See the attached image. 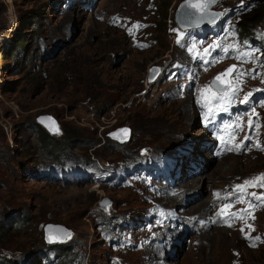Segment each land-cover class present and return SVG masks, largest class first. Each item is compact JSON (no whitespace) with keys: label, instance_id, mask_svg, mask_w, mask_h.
Wrapping results in <instances>:
<instances>
[{"label":"rangeland","instance_id":"1","mask_svg":"<svg viewBox=\"0 0 264 264\" xmlns=\"http://www.w3.org/2000/svg\"><path fill=\"white\" fill-rule=\"evenodd\" d=\"M181 1L87 0V7H81L68 5L67 0H0V255L15 264H55L56 248L51 245L58 242L44 239V225L52 222L72 231L60 241L70 246L71 264H148L146 230L134 228L136 214L150 197L141 195L148 190L144 178L129 177L147 171V157L161 153L167 160L170 146L185 148L182 140L202 136L198 104L215 92L211 77L229 62L239 64L230 88L239 90L241 99L264 87V50L251 44L253 38L264 40V11L251 23L253 35L245 41L229 25L252 8L233 15L232 8L242 0H219L212 8L223 11L222 19L228 22L216 24L214 34L198 37L194 29L183 31L175 22ZM217 43L231 46V54L211 59L202 68L193 64L191 56L211 58L210 46ZM154 66L166 71L156 83L148 79ZM176 66L190 67L194 76L175 75ZM188 80L191 87L186 89L183 82ZM183 104L187 114L194 112L199 118L198 125L194 118L185 123ZM45 113L60 124L61 132L54 137L60 139L57 145L65 143L58 149L65 181L40 175L44 168H57L34 123ZM252 114L244 123L252 121L251 128H259L262 139L264 103ZM122 125L131 128L130 140L124 143L108 136ZM263 142L262 148L255 141L248 150L234 147L182 183L201 174L204 180L196 188L203 185L193 191L200 199L207 186H244L237 204L244 207L242 219L248 211L249 219L245 224L237 218L213 226L204 239L189 234L182 254L167 257L172 264H264V191L253 190L254 183L264 184ZM231 163L235 166L223 173L213 171ZM107 165L117 166L108 168L112 171L108 180L96 182L86 176ZM193 197L194 193L186 195L183 201ZM192 206V202L185 206L188 212L189 207L196 210ZM227 207L231 209L230 204ZM220 209L224 211V206ZM24 215L26 220L16 224ZM248 226L250 237L241 231ZM131 242L137 250L125 246ZM42 251L54 256L52 263L40 257Z\"/></svg>","mask_w":264,"mask_h":264},{"label":"bare ground","instance_id":"2","mask_svg":"<svg viewBox=\"0 0 264 264\" xmlns=\"http://www.w3.org/2000/svg\"><path fill=\"white\" fill-rule=\"evenodd\" d=\"M176 53L182 56L181 52L177 51ZM2 63H3V59L0 56V65H2ZM157 78H158V76L155 77V79H157ZM183 106H184V111L182 110V112L186 116L185 117V123L190 118L195 119V113L192 112L191 114H187V112H185V105L183 104ZM195 122H197V125H198L199 124V118L196 117ZM201 131H202V133H201L202 136H200V137H196V138L191 137L192 138V139H190L191 141L189 140V138L182 140L183 143L188 142L189 144H192V143L193 144L191 145L190 148L186 149L188 151L184 150V152L182 154H180V158H182V161H181L182 165L185 162H187L189 158L195 157V155H196V159L195 158H192V159L198 161L197 164L199 165V172L201 170L204 171L206 168L210 167V166L209 167L205 166L207 163H209V162L212 163L213 160H216L218 158L219 159L223 158V156L222 157H215L211 153L207 154V157H204L203 159L201 158V156L205 152L204 150L209 149L207 146L208 145L207 142H203L204 146H200V144H199V142L202 141L203 138L207 137V135L204 133V131L203 130H201ZM172 148L173 147L170 146L169 149H167V150H170ZM229 155H232V154H229ZM234 156H236V155H234ZM258 156H262V154H259ZM170 163L175 164V160L172 156L170 159ZM234 166H235L234 163L233 164L231 163V165H228L225 168H223V165H218L216 170L214 168L213 171L223 173V172L227 171L229 168H232ZM213 171H212V174L214 175ZM172 175H174V173H172ZM247 175H250V174H247ZM187 176L188 175L186 172H183V170H179L177 172V174L175 175V182H174L175 185L172 189L166 188L163 183H156L159 186L158 187L156 184H154L150 180H144L143 181L144 184L147 186L148 190H145L141 195L143 197H145L146 199L148 197H150V198L147 199L148 204L145 205L144 210H142V211H140V213H138L139 220L136 222V228L135 229L139 228V229L146 230V233L144 235V239H145V242L150 243L147 247V252H146L148 254V258H147L148 264H172L170 259H167V258L164 259L162 256H163V253L167 251L166 250L167 249L166 248L167 242L169 243V240H172V238H174V236L178 237L180 235V233L185 232L184 229L178 230L177 223L185 226L184 221L187 219H191V221H194V223L199 222V220L204 221L200 225H198V223H197V225H198L197 230H195L194 232H192V233L186 232L181 236L180 243L176 246L177 250L175 251V254H178L180 252V255H181L182 252L184 251V249L187 248L185 246V244H186V238L189 234L192 236L196 235L197 238L202 236V238L204 239L206 236H208V235H204V234H206L207 231H209L208 230L209 228H211L213 226H218L217 224H214V223H208L205 220L208 219L210 217V215L214 214V211L217 212V210L220 209V205L224 206V211H234L235 210L234 206H231L230 207L231 209L228 210V208H229V207H227L228 204L227 203L226 204L221 203L219 200L220 194L223 192V190L228 188V187H231V188L235 187L234 184L224 185V186H213L211 188L210 187L208 188V186H207L206 194H205L206 196L204 195L200 199L198 193L196 195L195 192H197L199 190V188L202 187L203 184H200V186L198 188H196V186L198 185V181L202 180V179L204 180L203 176H201V174L199 176L198 175L195 176V177H198L197 180H195V181L191 180L190 182H186V184L184 186L182 183H184L185 181L190 179V177H187ZM261 184H257V183L255 184L254 183L253 184V190L255 188H258V190L264 191V187H260ZM194 189H195V192H193ZM192 193H194L195 197L188 199V201H186V200L183 201L184 196L190 195ZM146 196H148V197H146ZM153 199H155V200H153ZM163 199H165V201H162ZM152 200H153V204H152ZM194 200H196V201H194ZM191 202L193 203L192 208L196 207V210L192 211L191 208L189 207L190 212H188L187 208L185 206L186 205L189 206V204ZM156 211L159 212L158 218L155 216ZM166 214L171 219H174V224L168 223V222L163 220V218L165 217ZM248 215H249V211L245 213V215H244L245 218L242 219L241 217H239L240 221L238 223L245 224L249 219V218H247ZM234 220L235 219H231L232 222ZM229 224H230V220H229ZM237 224L235 225V228L238 227ZM192 228H194V227L192 226ZM192 228H189V229H192ZM243 231L247 233L248 237H250V232L252 230L249 226L246 229H244ZM96 232L100 235L99 229L97 227H96ZM193 241H195V239L191 240L190 244H192ZM209 242H210V240H209ZM203 243H204L203 241H202V243L200 242V244L204 245ZM128 248H130V247H128ZM135 250H137V248H135ZM214 251L215 250H213L212 253ZM149 252H151V254ZM167 256H169L168 253H167Z\"/></svg>","mask_w":264,"mask_h":264},{"label":"water","instance_id":"3","mask_svg":"<svg viewBox=\"0 0 264 264\" xmlns=\"http://www.w3.org/2000/svg\"><path fill=\"white\" fill-rule=\"evenodd\" d=\"M217 2L218 0H216L215 3L208 2V0H203V2H198V0H192V3L195 5L193 7L190 6L188 0H183L178 4L177 10L175 12V22L182 30L193 26H200L215 22L218 17L222 14V11L220 9L212 8ZM231 66L233 65L228 66L223 72H219L213 77V79L211 80V84L215 88L221 90L224 89L230 83L229 76L234 68H232L231 71L226 70L229 69ZM150 71L151 74L149 76V79H153L157 75L159 68L157 66H154L150 69ZM221 73H224V75H222L221 78L217 80L216 77ZM36 121L50 134L57 135L61 132L59 122L51 114H40L36 117ZM130 133V126L122 125L110 130L108 132V136L111 139L122 143L130 140ZM108 203V199L104 198L102 204L106 205ZM71 234L72 231L62 224H53L52 222H47L44 225V239L46 242L66 241Z\"/></svg>","mask_w":264,"mask_h":264},{"label":"trees","instance_id":"4","mask_svg":"<svg viewBox=\"0 0 264 264\" xmlns=\"http://www.w3.org/2000/svg\"><path fill=\"white\" fill-rule=\"evenodd\" d=\"M251 10L248 12H245L244 15L242 16L243 19L239 20L236 24V31L238 32V34L240 35L241 38H243L244 40H246L247 38H252V25L251 23L256 20L257 18H259L263 11H264V0H251ZM5 54V52H4ZM97 113H99V110L97 111ZM35 126H36V130L38 132V137L41 140V142L43 143V147L45 150L48 151V155L49 158L51 159V161L53 163H56L57 166L59 165H63L64 161H63V155H61V151H58L60 144L62 143L63 145L65 143L60 142L59 145L58 141L60 139H57L54 137V135L48 133L40 124H38L37 122H34ZM62 141V140H61ZM87 141V140H86ZM85 142V141H83ZM61 144V146H62ZM49 147H55V149L49 148ZM49 148V150H48ZM31 170H29L28 172H30ZM48 175H52V174H48ZM64 175V174H62ZM26 220V216H21L15 223L19 224L21 222H24ZM14 223V225H16ZM58 245V246H56ZM56 245H51L52 248H56V255L58 258V261L55 264H71L73 261L72 255L70 253V246L69 245H65V244H61V243H57ZM56 246V247H55ZM55 250V249H54ZM43 253V251H42ZM42 259H46L49 260L50 257L49 256H45V254L43 253L40 256ZM0 264H15V262L13 261V259L8 258L5 255H0ZM30 264V263H28Z\"/></svg>","mask_w":264,"mask_h":264},{"label":"snow or ice","instance_id":"5","mask_svg":"<svg viewBox=\"0 0 264 264\" xmlns=\"http://www.w3.org/2000/svg\"><path fill=\"white\" fill-rule=\"evenodd\" d=\"M188 2H189V4H190V6H193V7L195 6V5L192 3V0H188ZM198 2H203V0H198ZM208 2L215 3L216 0H208ZM242 3H243V0H242ZM210 47H218V45H216V46H210ZM205 51H207V50H205ZM234 67H235V65L231 66V67H230L229 69H227L226 71H231L232 68H234ZM222 75H224V73L219 74V75L216 77V79L219 80V79H220V76H222ZM241 75H242V73H241ZM238 91H239V90L234 89V90L232 91V95H233V96L236 95V93H237ZM251 96H252V93H250V92H249V93H246L245 96H244V98H243V100L241 101V103H248V102H249V99H250ZM221 99H223V97H221ZM229 99H231V98L229 97ZM49 119H50V118H49ZM248 123H249V127H251V126H252V121H249ZM121 131H127V130H121ZM244 139H245V140H248L249 137H248V136H245ZM238 147H239V146H238ZM262 177H264V174H262ZM245 185H249V182H248V181H245ZM260 186H261V187H264V184H261ZM238 188H239L241 191H243L244 186H238ZM252 195L255 196V193H253ZM232 215L235 216L236 214L233 213ZM241 218H242V217H241ZM229 226H231V225H229ZM241 231H243V229H241ZM256 239H260V238L257 237Z\"/></svg>","mask_w":264,"mask_h":264},{"label":"clouds","instance_id":"6","mask_svg":"<svg viewBox=\"0 0 264 264\" xmlns=\"http://www.w3.org/2000/svg\"><path fill=\"white\" fill-rule=\"evenodd\" d=\"M59 243V242H58ZM61 243V242H60ZM52 248V247H51ZM54 249V248H53ZM46 253V256H47V252H44V254ZM70 253H71V255H72V258H73V261H74V256H73V254H72V252H71V249H70ZM56 257H57V255H56Z\"/></svg>","mask_w":264,"mask_h":264}]
</instances>
